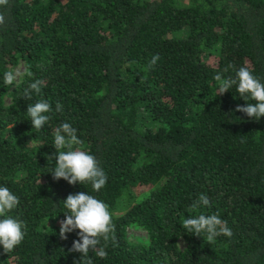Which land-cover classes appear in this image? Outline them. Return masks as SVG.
Listing matches in <instances>:
<instances>
[{
  "label": "trees",
  "instance_id": "obj_1",
  "mask_svg": "<svg viewBox=\"0 0 264 264\" xmlns=\"http://www.w3.org/2000/svg\"><path fill=\"white\" fill-rule=\"evenodd\" d=\"M0 12V186L20 201L8 215L26 224L13 251L0 245V264L80 261L68 251L79 229L59 236L63 200L78 192L106 203L115 225L117 243L106 259L90 252L93 264H264V117L235 111L255 101L237 85L219 94L214 80L246 67L264 83V0H9ZM40 99L53 111L37 131L26 110ZM65 122L82 141L74 150L106 173L101 190L53 179ZM200 194L210 204L193 209ZM201 214L233 236L187 232L183 220ZM130 229L147 238L131 241Z\"/></svg>",
  "mask_w": 264,
  "mask_h": 264
},
{
  "label": "clouds",
  "instance_id": "obj_2",
  "mask_svg": "<svg viewBox=\"0 0 264 264\" xmlns=\"http://www.w3.org/2000/svg\"><path fill=\"white\" fill-rule=\"evenodd\" d=\"M8 3L9 0H0V7L6 8ZM5 23V14L0 12V27H3ZM159 59L158 54L153 55L149 61V68L154 66ZM228 67L233 68L234 66L229 65ZM17 75L16 72L6 71L4 84L12 85ZM214 80L219 82V94H223L233 85H237L240 97L245 101L249 98L255 101V103L247 102L245 106H237L235 111L245 113L248 118L256 121L264 117V83L255 77L248 68L240 67L236 70L235 78L223 79L222 74H217ZM42 84L43 82L40 80L30 83L24 90V97L31 100L33 92L39 95ZM61 110L62 106L57 102L56 111ZM26 111L33 128L39 131L51 119L49 113L53 109L49 101L40 99L34 104H29ZM81 143L82 141L77 136V130L70 123L65 122L56 128L54 138L56 152L49 156L52 160L55 159V167L51 174L54 180L63 178L71 185H75L77 182L80 184L90 183L94 191H99L106 185L108 177L104 170L98 166V161L93 155L80 149L74 150L73 146ZM63 202L68 212L64 213L66 218L60 222V238L66 240L67 233L79 229L77 233L79 239L73 241L72 247L68 250L82 254L81 260L74 264H93V260L89 256L90 252L95 253L101 259H106L107 243L110 240L113 244L117 243L114 234L115 225L108 205L85 192L69 194ZM19 203L18 197L8 187L0 186V217H3L0 219V245L3 246L5 253L13 251L16 246L21 244L25 236L26 224L8 215ZM209 204L207 195L200 194L198 200L194 201L191 207L196 209L200 206H209ZM182 226L195 236L200 237L202 233L206 234L209 243L221 235L228 238L233 236L227 221L222 220L217 214H201L197 217L185 218Z\"/></svg>",
  "mask_w": 264,
  "mask_h": 264
},
{
  "label": "rangeland",
  "instance_id": "obj_3",
  "mask_svg": "<svg viewBox=\"0 0 264 264\" xmlns=\"http://www.w3.org/2000/svg\"><path fill=\"white\" fill-rule=\"evenodd\" d=\"M23 71H24L23 66H19L16 68L15 72L18 73L16 81L19 80V77L23 73ZM128 237L131 241L137 243V241L140 238H143V239L147 238V232L145 230H142V229H136V230L130 229ZM180 241H181V246H184L185 245L184 242H182V240H180Z\"/></svg>",
  "mask_w": 264,
  "mask_h": 264
}]
</instances>
